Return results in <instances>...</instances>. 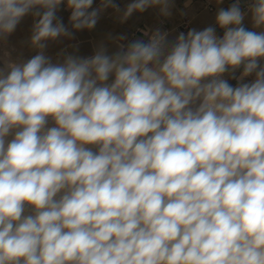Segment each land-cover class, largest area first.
I'll return each instance as SVG.
<instances>
[{"label":"clouds","instance_id":"obj_1","mask_svg":"<svg viewBox=\"0 0 264 264\" xmlns=\"http://www.w3.org/2000/svg\"><path fill=\"white\" fill-rule=\"evenodd\" d=\"M93 3L0 0V44L30 15L35 51L0 64V264H264V0L54 60L121 13Z\"/></svg>","mask_w":264,"mask_h":264},{"label":"rangeland","instance_id":"obj_2","mask_svg":"<svg viewBox=\"0 0 264 264\" xmlns=\"http://www.w3.org/2000/svg\"><path fill=\"white\" fill-rule=\"evenodd\" d=\"M120 5L121 13H116L112 9H108L103 12L96 27L89 31H78L75 34V40L50 43L47 50V54L52 56L55 60L56 53L61 48L65 47L69 43L79 45V55L88 56L93 53L94 46L101 41L108 42L107 37L109 34L117 36L119 34H127L129 39L137 37H143L144 31L153 30L155 28H161L162 30L169 31L171 33L170 38H173L179 32H187L190 28H196L202 30L203 28L215 24V15L218 8L227 9L226 0L217 5L215 0H175V7L172 9V16L170 18H163L159 16L158 9L152 8L144 13H134L127 21L121 23L120 15H122L123 9L131 0H115ZM100 0H94L93 7H98ZM188 4V7L185 5ZM185 15H181V13ZM67 25L70 11L64 10L63 6L58 12ZM33 24V18L29 15L25 17L18 25L16 31L8 38L6 44H0V64L4 58V52L11 53V59H29L35 55V51L30 48L29 38L31 34V27ZM245 27L251 29V24L248 18L244 21ZM218 35L222 34V30L217 28ZM110 51L115 50L110 44ZM71 51V49H69ZM235 85V81H230Z\"/></svg>","mask_w":264,"mask_h":264},{"label":"crops","instance_id":"obj_3","mask_svg":"<svg viewBox=\"0 0 264 264\" xmlns=\"http://www.w3.org/2000/svg\"><path fill=\"white\" fill-rule=\"evenodd\" d=\"M234 2H235V1H231V2H230V0H226L227 7H229L230 4H232V3H234ZM222 6L224 7V6H225V3H224V4L222 3ZM220 35H222V34H220Z\"/></svg>","mask_w":264,"mask_h":264},{"label":"built area","instance_id":"obj_4","mask_svg":"<svg viewBox=\"0 0 264 264\" xmlns=\"http://www.w3.org/2000/svg\"><path fill=\"white\" fill-rule=\"evenodd\" d=\"M231 1H235V0H230V2H231ZM242 8H243V6H242Z\"/></svg>","mask_w":264,"mask_h":264}]
</instances>
